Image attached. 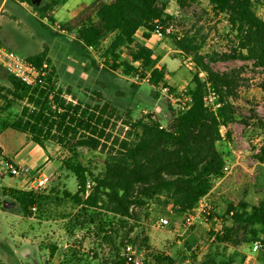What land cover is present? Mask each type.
Instances as JSON below:
<instances>
[{"label":"trees","instance_id":"1","mask_svg":"<svg viewBox=\"0 0 264 264\" xmlns=\"http://www.w3.org/2000/svg\"><path fill=\"white\" fill-rule=\"evenodd\" d=\"M14 1L34 6L40 16L55 23L52 11L62 0H48L41 7L35 0ZM207 1L215 15L226 16L229 41L237 56L264 71V18L255 9L257 0ZM176 2L181 10H188L200 0ZM172 19L159 0H94L61 28L73 34L85 51L91 47L105 69L120 71L126 77L138 74L139 81L147 79L158 96L164 87L172 93L175 89L167 85V68L158 66L160 58L154 56L147 42L156 32V21L166 26ZM202 31L201 26L194 25L181 35H166L176 52L174 58L180 56L195 67L183 92V99L189 100L176 109L169 105L172 119L166 127L156 114L134 120L131 110L122 113L99 91H94L98 98H91V102L78 100L70 89L63 91L47 47L27 56L38 68L47 64L34 86L8 75L11 86L0 87V103L7 100V108L17 102L26 104V111L8 127L29 136L41 148L53 143L65 150L62 166L77 181L75 192L62 191V199L70 200L77 212L60 264H135L125 252L127 244L149 251L142 256L143 264H177L170 254L151 250L143 230L131 234L142 210L150 206L163 211L169 208L183 217L225 175L227 161L218 144L231 140L230 127L237 119L232 100L238 97L243 69L215 70L201 52L205 42ZM200 72L205 73V80L199 77ZM207 83L219 95L221 105L216 110L204 104ZM119 123L130 128L123 137L114 135ZM79 148L106 153L100 174L94 175L81 162ZM88 184L91 189L87 193ZM58 192L55 187L9 190L26 218H32L34 211ZM231 212V220L223 234L216 235V241L233 247L258 242L259 262L264 264V197L257 204L244 200L229 203L225 213ZM76 229L84 233L78 236ZM56 251L57 246L52 245L50 255ZM200 264L233 263L220 259L217 252H208Z\"/></svg>","mask_w":264,"mask_h":264},{"label":"rangeland","instance_id":"2","mask_svg":"<svg viewBox=\"0 0 264 264\" xmlns=\"http://www.w3.org/2000/svg\"><path fill=\"white\" fill-rule=\"evenodd\" d=\"M2 1L0 0V5ZM47 1L35 0V4L41 7ZM93 1L62 0L52 11L56 20L53 23L40 16L34 6L6 0L0 11V41L24 57L38 54L47 47L48 58L57 73L58 85L63 91L70 89L78 100L91 102V98H98L94 91H99L105 100L122 113L131 110L134 120L156 114L163 119L162 125L168 126L172 119L169 105L174 109L179 107V101L174 98L182 96L191 80V72L195 71L194 65L183 61L180 56L174 58L176 52L170 37L163 36L155 38L149 44L155 57L166 56V83L175 92L161 90L160 95L156 96L147 80H133L120 71L105 69L103 60L97 53L85 51L73 34L58 29V25L62 26L77 18ZM159 5L164 6L172 16L169 23L174 24V33L181 35L194 25L203 28L205 42L201 52L215 70L243 69L238 97L232 100L237 118L230 127L232 137L230 141L224 140L218 144L225 154L229 172L216 189V193L221 194V198L215 203L216 213L224 218L229 203L244 200L249 204H257L264 197V147L253 142L255 138L264 142V71L254 67L251 61L237 56L229 41L231 32L226 16L215 15L207 0H200L188 10H181L176 0H159ZM255 9L264 18V0H257ZM10 86L8 74L0 66V87ZM6 104L7 100L0 103V264H60L71 241L68 229L77 212L70 200L62 199V191L66 189L75 192L77 181L62 166L67 152L53 143L46 144L50 150L47 154L49 159L44 163L40 162L29 175V180L9 174L10 162L14 164L17 162L15 159L21 157L22 160L28 159L27 155H33L34 152H25L29 147L27 143L31 141L29 136L8 127L26 111V104L17 102L9 108ZM128 130L129 127L119 123L114 135L123 137ZM226 130L223 128L222 132L226 133ZM78 151L81 162L91 173L98 175L104 170L106 153L87 148H79ZM41 173L49 178L42 187H55L59 192L58 195H52L46 205L36 209L32 218H26L9 190L29 189L28 182ZM161 216L170 219L168 227H156V221ZM115 222L122 224L119 219ZM182 222L183 217L169 208L163 211L150 206L140 212V220L133 225L134 232L131 236L143 230L149 238L151 250L170 254L177 264H200L208 252H217L220 259L233 264H260L259 251L253 253L251 244L233 247L217 242L210 235L205 219L197 220L195 226L188 231L183 230ZM82 233L84 230L75 231L78 236ZM52 245L57 246L53 257L50 255ZM140 251L141 257L146 252L149 254L144 248Z\"/></svg>","mask_w":264,"mask_h":264},{"label":"built area","instance_id":"3","mask_svg":"<svg viewBox=\"0 0 264 264\" xmlns=\"http://www.w3.org/2000/svg\"><path fill=\"white\" fill-rule=\"evenodd\" d=\"M156 32L154 35L156 37L162 38L166 35H171L175 31L174 24L168 23L166 26H163L161 22L156 21L155 22ZM58 29L62 32H65L61 28V25H58ZM90 51H93V49L90 47ZM189 64H192V62L189 61ZM0 66L4 71L11 76H14L15 78L19 79L23 83L34 86L38 79L44 75L45 68H47V64L44 63L42 68H38L33 62L29 61L27 57H24L15 51L9 49L7 46H5L0 41ZM199 77H201L203 80L206 79V75L204 72L199 73ZM133 80H139V75L135 74L134 76L130 77ZM147 80V79H145ZM168 88L164 87L162 88V91H167ZM169 92V91H168ZM175 100L179 101V106L185 105V100H189L188 97L182 96H176L174 98ZM204 104L206 107L216 110L220 105L219 101V95L218 93L210 87V85L207 83V90L203 97ZM146 114L148 112H145ZM260 138H255L253 140L254 143H259L261 147H264V142L261 141ZM9 174L11 176H22L25 178V181L28 179L29 175L33 172V169L29 165H17L10 162L8 164ZM229 175L227 165L225 167V175L224 177L218 179L215 181L213 188L211 191L204 196L198 204L190 210L187 214L183 216V222L182 227L184 231H188L192 227L195 226L197 220L199 219H205L208 223V231L213 233V238H216V235L223 234L224 227L229 223L232 217V212L228 215H226L224 218L220 217L216 213L215 203L216 201L221 198V194L219 192L216 193V189L219 185L225 180V178ZM29 180V179H28ZM49 181L48 176L46 174H40L37 178H34L33 180L29 181L28 184L30 188L37 189L39 187H42ZM91 185L88 184L87 186V193L90 191ZM170 225V219L167 216H161L156 221V227L157 228H165ZM261 249V245L258 242H254L252 244V252L257 253ZM125 252L128 255L129 260L133 261L135 264H143L142 257L140 256L139 249L134 246L133 244H127L125 247Z\"/></svg>","mask_w":264,"mask_h":264},{"label":"crops","instance_id":"4","mask_svg":"<svg viewBox=\"0 0 264 264\" xmlns=\"http://www.w3.org/2000/svg\"><path fill=\"white\" fill-rule=\"evenodd\" d=\"M5 2H6V0L2 1L1 5H0V11L2 10V7H3ZM155 38H157V37L153 34L147 42V46H149L152 50H153V48L149 43H151V41H153ZM165 60H166V56L161 57L158 66H163V65L165 66V62H164ZM27 144H28L27 146H29V147L27 148V151L25 150V152L31 153L33 151L34 154L33 155H27L29 157H28V159H25V160H22V157L15 159V161H17L15 163L17 165H20V166L21 165H29L34 171L36 167H38L41 163H44L49 159L47 154L50 152V150L47 147L41 148L32 141H30ZM41 174H45V173H41Z\"/></svg>","mask_w":264,"mask_h":264}]
</instances>
